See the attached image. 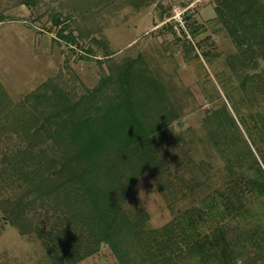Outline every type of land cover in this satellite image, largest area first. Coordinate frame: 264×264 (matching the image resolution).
<instances>
[{"label": "rangeland", "instance_id": "1", "mask_svg": "<svg viewBox=\"0 0 264 264\" xmlns=\"http://www.w3.org/2000/svg\"><path fill=\"white\" fill-rule=\"evenodd\" d=\"M219 1L105 0L96 5L94 0H37L30 8L22 0H0V101L20 102L45 82L58 84L76 100L97 86L111 66L135 59V70L144 69L164 88L162 101L154 99L148 113L155 118V106H167L162 117L172 118L169 129L174 137L166 138L162 147V176L157 179L145 171L124 208L145 230L177 218L186 223L208 195L227 196L230 185L242 181L243 175L254 176L251 164L264 155V141L259 143L260 134L264 136V59L255 58L258 67L249 72L229 66V57L246 46L240 48V35L231 34L217 19ZM262 4L264 0H258ZM178 9L190 14L191 43L180 40L171 28V15ZM58 13L65 21L55 26L51 16ZM66 26V34L85 32L84 43L92 37L106 41L110 55L79 58L81 50L58 35ZM247 76L256 77L252 81ZM225 119L232 121L225 124ZM19 139L13 132L0 137V264H53L44 245L54 230L53 212L39 204L26 207V220L39 231L25 234L4 213L7 198L28 202L34 197L27 196L30 184L12 185V176L1 174L8 171L5 155ZM42 148L49 150V142ZM243 195L253 223L264 225V195ZM226 221L235 223L229 217ZM184 261L202 264L196 254L186 255ZM76 264L120 263L104 244Z\"/></svg>", "mask_w": 264, "mask_h": 264}, {"label": "trees", "instance_id": "2", "mask_svg": "<svg viewBox=\"0 0 264 264\" xmlns=\"http://www.w3.org/2000/svg\"><path fill=\"white\" fill-rule=\"evenodd\" d=\"M36 1L22 3L33 8ZM104 1L94 0L96 5ZM219 2L217 19L231 34L240 35V48L246 46L230 56L228 64L235 72H249L258 67L255 58L264 59V4L258 5V0ZM51 18L55 26L65 21L60 13ZM189 18L190 14L188 22ZM66 28L59 29L58 35L81 50L79 58L110 55L106 41L92 37L84 43L85 32L66 34ZM135 64L130 59L111 66L97 86L76 100L58 84L45 82L20 102L0 101V137L10 132L20 137L3 159L8 173L5 169L1 174L12 176V185L16 181L30 184L27 196L34 194L28 202L7 198L8 221L23 234L39 231L26 220V207L39 204L47 213L52 211L56 222L44 245L53 264H76L104 244L120 264H188L184 257L193 254L202 264L264 260V225L253 223V215L243 204L246 191L264 195V155L262 161L251 164L254 176L243 175L242 181L230 185L227 196L208 195L186 223L177 218L145 230L126 213L124 203L141 175L149 171L158 179L164 173L162 147L166 138L174 137L169 129L172 118L162 117L167 106L156 105L155 118L148 113L154 99L162 101L163 86L144 69L135 70ZM255 77L245 79L254 81ZM260 135L259 143L264 141ZM48 142L49 150L42 148ZM228 217L235 223L226 221ZM202 224L209 227L203 230Z\"/></svg>", "mask_w": 264, "mask_h": 264}, {"label": "built area", "instance_id": "3", "mask_svg": "<svg viewBox=\"0 0 264 264\" xmlns=\"http://www.w3.org/2000/svg\"><path fill=\"white\" fill-rule=\"evenodd\" d=\"M188 13L186 10L179 11V9L171 15L170 24L173 22V30L182 41H191L192 33L189 31V25L187 20ZM168 23V22H166Z\"/></svg>", "mask_w": 264, "mask_h": 264}, {"label": "clouds", "instance_id": "4", "mask_svg": "<svg viewBox=\"0 0 264 264\" xmlns=\"http://www.w3.org/2000/svg\"><path fill=\"white\" fill-rule=\"evenodd\" d=\"M139 195H140V198H141V201H142V197L144 196V192L141 190Z\"/></svg>", "mask_w": 264, "mask_h": 264}]
</instances>
